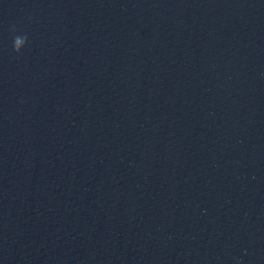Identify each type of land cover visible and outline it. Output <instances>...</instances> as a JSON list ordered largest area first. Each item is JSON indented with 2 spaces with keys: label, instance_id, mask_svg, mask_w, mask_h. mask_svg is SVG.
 Masks as SVG:
<instances>
[{
  "label": "water",
  "instance_id": "1",
  "mask_svg": "<svg viewBox=\"0 0 264 264\" xmlns=\"http://www.w3.org/2000/svg\"><path fill=\"white\" fill-rule=\"evenodd\" d=\"M0 264H264V0H0Z\"/></svg>",
  "mask_w": 264,
  "mask_h": 264
},
{
  "label": "clouds",
  "instance_id": "2",
  "mask_svg": "<svg viewBox=\"0 0 264 264\" xmlns=\"http://www.w3.org/2000/svg\"><path fill=\"white\" fill-rule=\"evenodd\" d=\"M9 31L13 33L12 50L14 53L20 54L21 50L28 44L29 37L26 33L23 35L16 34L18 32V29L15 24L9 26Z\"/></svg>",
  "mask_w": 264,
  "mask_h": 264
}]
</instances>
